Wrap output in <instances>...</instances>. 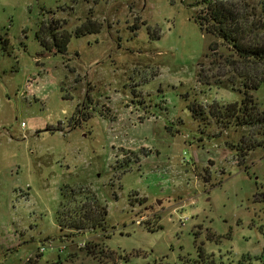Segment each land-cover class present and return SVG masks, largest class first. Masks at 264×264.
Here are the masks:
<instances>
[{
    "label": "rangeland",
    "instance_id": "obj_1",
    "mask_svg": "<svg viewBox=\"0 0 264 264\" xmlns=\"http://www.w3.org/2000/svg\"><path fill=\"white\" fill-rule=\"evenodd\" d=\"M203 9L0 0V264H264V124L208 115L241 95L198 80ZM50 21L63 55L36 40ZM95 202L102 226L60 231Z\"/></svg>",
    "mask_w": 264,
    "mask_h": 264
},
{
    "label": "trees",
    "instance_id": "obj_2",
    "mask_svg": "<svg viewBox=\"0 0 264 264\" xmlns=\"http://www.w3.org/2000/svg\"><path fill=\"white\" fill-rule=\"evenodd\" d=\"M201 3L204 9L194 20L203 34L219 42H209L204 57L209 59L210 74L208 76L204 71L203 64H198V80L201 84L226 88L241 95L239 102L215 105L208 115L236 127L264 124V110H259L252 94L264 82V0H201ZM57 24L58 21H50L42 25L35 37L44 50L63 55L72 33H58ZM92 24L87 20L75 29L73 36L80 37L96 31ZM45 38L50 42H46ZM189 111L194 120L201 115L194 105L189 106ZM245 154L240 155L242 160ZM85 208L73 209L75 215L66 223L58 211L56 219L60 231L102 226L106 209L96 202L90 207L91 211Z\"/></svg>",
    "mask_w": 264,
    "mask_h": 264
}]
</instances>
